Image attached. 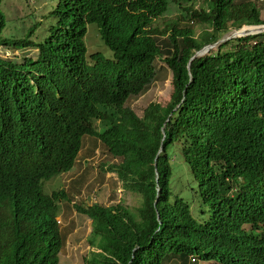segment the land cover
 Masks as SVG:
<instances>
[{"label":"trees","instance_id":"obj_1","mask_svg":"<svg viewBox=\"0 0 264 264\" xmlns=\"http://www.w3.org/2000/svg\"><path fill=\"white\" fill-rule=\"evenodd\" d=\"M169 4L58 0L56 23L39 42L32 39L39 23L23 38L3 37L0 7V47L38 52L0 57V264H59L64 237L56 218L60 201L70 199L44 186L73 167L85 134L119 160L111 171L142 203L74 204L92 222L83 264H264V32L231 37L193 58L232 28L264 24L261 9L252 0L184 6L183 19L204 28L197 35L191 26H154ZM92 23L113 52L112 59L93 53L95 65L86 59ZM162 56L172 72L170 101L148 104L142 116L124 109L152 83ZM175 143L205 219L173 192Z\"/></svg>","mask_w":264,"mask_h":264},{"label":"rangeland","instance_id":"obj_2","mask_svg":"<svg viewBox=\"0 0 264 264\" xmlns=\"http://www.w3.org/2000/svg\"><path fill=\"white\" fill-rule=\"evenodd\" d=\"M178 1L180 4L170 0V10L155 21V26L159 30L165 29L170 24L191 26L194 27L197 35L200 34L204 29L202 26L180 18L181 7L206 8L209 0ZM252 1L260 7L261 18L264 20V0ZM57 4L58 0H3L0 7L7 20L2 33L3 37L23 38L32 25L39 23L32 39L36 42L43 41L49 33V28L56 23V18L51 15V12ZM245 27L247 26L239 30L230 29L219 43L209 46L210 49L216 50L220 43L231 37L246 36V34L240 33ZM255 29L250 30L252 34L257 33V31L264 32V26H258ZM158 40L160 44H164L167 41V37L158 35ZM85 42L87 45V57L90 52L97 51L102 52L106 57H111L113 54L112 50L101 39L96 24L88 25ZM233 48V45H229L224 50ZM37 53L34 48L19 50L10 46L0 47V57L6 59L20 61L25 56H36ZM207 53L206 50L202 52V54ZM154 64L157 72L153 82L141 94L131 96L125 105L132 108L139 116L143 115L144 109L151 102H157L161 105L167 104L173 91L172 72L164 62L163 57L157 58ZM96 125L99 126L98 121ZM180 148L181 144L175 143L171 155V163L174 165L173 192L179 193L181 191L180 194L189 202L193 215L202 220L208 217L209 213L206 206H203L204 212L200 207L201 198L198 192L194 190L197 187V183L194 181L188 165L184 163ZM118 161L109 153L99 139L86 135L83 138L82 149L71 171L45 182L46 193L53 192L56 189H63L67 192L70 199L61 202V212L58 215L60 230L64 237L59 264H83L84 257L90 250L88 239L92 231V222H90V218L76 210L75 203L86 206L94 203L110 206L120 202L134 209L141 205V196L126 190L122 186L121 180L111 171L110 166ZM196 259V261L192 260L189 264H213L210 261Z\"/></svg>","mask_w":264,"mask_h":264},{"label":"clouds","instance_id":"obj_3","mask_svg":"<svg viewBox=\"0 0 264 264\" xmlns=\"http://www.w3.org/2000/svg\"><path fill=\"white\" fill-rule=\"evenodd\" d=\"M175 2H177L178 4H180V2L178 1V0H176ZM181 7V6H180ZM181 8H183V7H181ZM170 10V9H169ZM183 11V10H182ZM182 11H181V13H180V18L182 19V20H184L183 19V17H182ZM167 14V13H166ZM161 17H163V16H161ZM160 18V17H159ZM158 19V18H157ZM156 19V20H157ZM155 20V21H156ZM155 21H154V26H155ZM172 25H175V26H178L177 24H170L169 26H167L166 28H170ZM156 27V26H155ZM178 27H185V26H178ZM157 28V27H156ZM165 28V29H166ZM246 28V27H245ZM158 29V28H157ZM165 29H163V31L165 30ZM166 36V35H165ZM167 37V36H166ZM234 37H236V36H234ZM230 39V38H229ZM103 42H104V40H103ZM104 44H105V42H104ZM106 45V44H105ZM107 46V45H106ZM212 46V45H211ZM108 47V46H107ZM205 47H208L209 49H208V51L210 50V47L209 46H205ZM109 48V47H108ZM207 51V52H208ZM93 53H101L104 57H106L102 52H90V54L88 55V57H87V51H86V59L89 61V63L90 64H94L95 65V61L94 60H92V58H91V55L93 54ZM203 55V54H202ZM163 57V56H162ZM107 59H112L113 58V54H112V56L111 57H106ZM159 58V57H158ZM157 59V58H156ZM163 59H164V57H163ZM165 62V61H164ZM155 63V62H154ZM166 63V62H165ZM155 65V64H154ZM167 65V64H166ZM154 67V66H153ZM168 67V66H167ZM155 72H157V69H156V66H155ZM155 76H156V74H155ZM155 78V77H154ZM154 80V79H153ZM153 80H152V82H153ZM141 94V93H140ZM139 95V94H138ZM132 96H136V95H132ZM129 100V99H128ZM127 100V101H128ZM127 101L125 102V104L122 106L124 109L126 108V109H131V110H133L132 108H130L129 106H125L126 105V103H127ZM152 103V102H151ZM97 107H99V109H100V111L101 112H104V105H98ZM115 110V108L114 107H109L108 108V111H114ZM134 111V110H133ZM135 112V111H134ZM136 113V112H135ZM137 114V113H136ZM138 115V114H137ZM142 116V115H141ZM98 121V123H99V126H97L96 125V122ZM92 125L95 127V129L97 130V131H99V132H101L102 130H103V127H102V120L100 119V117H95V118H93L92 119ZM86 135H88V136H91L90 134H85V135H83V137H82V140H81V143H82V145H83V138L86 136ZM93 136V135H92ZM91 136V137H92ZM94 137H96V136H94ZM97 139H99L98 137H96ZM100 140V139H99ZM101 141V140H100ZM102 142V141H101ZM103 143V142H102ZM104 144V143H103ZM105 145V144H104ZM106 147V146H105ZM107 148V147H106ZM81 149H82V146H81ZM81 149L79 150V152H78V154L80 153V151H81ZM108 150V149H107ZM110 153V152H109ZM78 154H77V156H76V159H75V163H76V160H77V157H78ZM111 154V153H110ZM112 155V154H111ZM115 158V157H114ZM117 159V158H116ZM118 160V159H117ZM119 162V161H118ZM115 163H113L112 165H114ZM111 165V166H112ZM110 166V167H111ZM73 167H74V163H73ZM72 167V168H73ZM71 168V169H72ZM71 169L70 170H67V171H63V172H61V173H59V174H57V175H54V176H52L51 178H53V177H56V176H60L61 174H64V173H67V172H70L71 171ZM113 173H115V172H113ZM116 174V173H115ZM117 175V174H116ZM117 177H118V175H117ZM50 178V179H51ZM119 178V177H118ZM50 179H48V180H50ZM47 180V181H48ZM47 181H45V182H47ZM45 187V186H44ZM56 190H61V189H56ZM52 192H50V193H48V194H51ZM62 201H64V200H62ZM62 201H60V203H59V207H60V212H61V202ZM59 215H60V213H59ZM56 222H58V216H57V218H56ZM58 224H59V226H60V223L58 222ZM62 250V249H61ZM61 252V251H60ZM60 252H59V258H60ZM204 261V260H203ZM210 262H213V264H215V262L214 261H210Z\"/></svg>","mask_w":264,"mask_h":264},{"label":"water","instance_id":"obj_4","mask_svg":"<svg viewBox=\"0 0 264 264\" xmlns=\"http://www.w3.org/2000/svg\"><path fill=\"white\" fill-rule=\"evenodd\" d=\"M252 26H264V25H252ZM247 27H250V26H247ZM261 32H263V31H257V33H261ZM250 33H247V35H249ZM256 34V33H255ZM228 40V39H227ZM225 41V40H224ZM208 47H203V49L202 50H200L199 52H197L194 56H193V58L194 57H196L197 55H202V52H205V50L206 51H208Z\"/></svg>","mask_w":264,"mask_h":264},{"label":"bare ground","instance_id":"obj_5","mask_svg":"<svg viewBox=\"0 0 264 264\" xmlns=\"http://www.w3.org/2000/svg\"><path fill=\"white\" fill-rule=\"evenodd\" d=\"M258 26H250V27H246L244 28L242 31H240V33H244V34H247V33H252L250 30L252 29H255L257 28ZM256 30V29H255Z\"/></svg>","mask_w":264,"mask_h":264}]
</instances>
